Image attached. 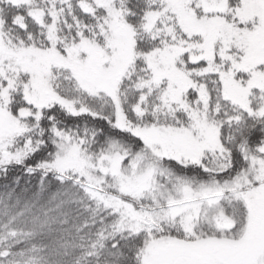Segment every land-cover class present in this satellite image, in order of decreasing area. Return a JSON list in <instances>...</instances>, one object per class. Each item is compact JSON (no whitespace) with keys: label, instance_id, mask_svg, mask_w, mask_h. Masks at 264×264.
<instances>
[{"label":"snow or ice","instance_id":"1","mask_svg":"<svg viewBox=\"0 0 264 264\" xmlns=\"http://www.w3.org/2000/svg\"><path fill=\"white\" fill-rule=\"evenodd\" d=\"M0 264H264V0H0Z\"/></svg>","mask_w":264,"mask_h":264}]
</instances>
